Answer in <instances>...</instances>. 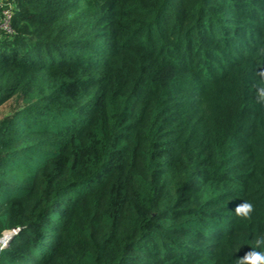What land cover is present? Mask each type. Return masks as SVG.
<instances>
[{"label": "trees", "instance_id": "obj_1", "mask_svg": "<svg viewBox=\"0 0 264 264\" xmlns=\"http://www.w3.org/2000/svg\"><path fill=\"white\" fill-rule=\"evenodd\" d=\"M12 27L0 264L264 251V0H18Z\"/></svg>", "mask_w": 264, "mask_h": 264}, {"label": "rangeland", "instance_id": "obj_2", "mask_svg": "<svg viewBox=\"0 0 264 264\" xmlns=\"http://www.w3.org/2000/svg\"><path fill=\"white\" fill-rule=\"evenodd\" d=\"M17 1L18 0H0V31L4 30L7 27H11V32H7L8 34H13L14 28L12 27V19H11V25L8 24V21L6 20V17L4 16L5 12L7 14L14 13L15 8L17 7ZM9 25V26H8ZM24 106L22 97L18 94L12 97L10 100H8L6 103L0 105V122L3 121L5 118L12 116L16 111L21 109ZM8 233L11 234V232H7L3 240L9 238V236H6Z\"/></svg>", "mask_w": 264, "mask_h": 264}, {"label": "clouds", "instance_id": "obj_3", "mask_svg": "<svg viewBox=\"0 0 264 264\" xmlns=\"http://www.w3.org/2000/svg\"><path fill=\"white\" fill-rule=\"evenodd\" d=\"M257 99L259 102L264 103V83L258 87ZM235 211L237 215L247 217L252 211V205L250 203H242L236 207ZM261 243H264V241H258L257 246ZM239 264H264V251L252 250L239 259Z\"/></svg>", "mask_w": 264, "mask_h": 264}, {"label": "built area", "instance_id": "obj_4", "mask_svg": "<svg viewBox=\"0 0 264 264\" xmlns=\"http://www.w3.org/2000/svg\"><path fill=\"white\" fill-rule=\"evenodd\" d=\"M4 16L6 17V20L8 21V24L11 25L12 13L7 14V13L5 12ZM8 26H9V25H8ZM10 30H11V27H10V26L7 27V29H6V28L4 29V31H6V32H11ZM9 240H10V239H9ZM8 242H9V241H8ZM8 242L6 243V245L8 244ZM4 245H5V244H4ZM6 245H5V246H6ZM5 246H4V247H5Z\"/></svg>", "mask_w": 264, "mask_h": 264}, {"label": "water", "instance_id": "obj_5", "mask_svg": "<svg viewBox=\"0 0 264 264\" xmlns=\"http://www.w3.org/2000/svg\"><path fill=\"white\" fill-rule=\"evenodd\" d=\"M15 233H17V230L16 231H12L11 234H10V236H9V238H7L6 240H3V237L0 239V249L4 248V246L6 245V243L9 241V239L11 237H13L15 235Z\"/></svg>", "mask_w": 264, "mask_h": 264}, {"label": "bare ground", "instance_id": "obj_6", "mask_svg": "<svg viewBox=\"0 0 264 264\" xmlns=\"http://www.w3.org/2000/svg\"><path fill=\"white\" fill-rule=\"evenodd\" d=\"M9 234H10V233H8L6 236H9ZM6 239H7V237H6ZM6 239H4V240H6Z\"/></svg>", "mask_w": 264, "mask_h": 264}]
</instances>
